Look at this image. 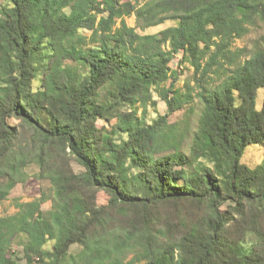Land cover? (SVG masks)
Instances as JSON below:
<instances>
[{
  "label": "trees",
  "instance_id": "trees-1",
  "mask_svg": "<svg viewBox=\"0 0 264 264\" xmlns=\"http://www.w3.org/2000/svg\"><path fill=\"white\" fill-rule=\"evenodd\" d=\"M257 20L264 0H3L0 201L36 165L52 204L18 201L0 217V264H18L20 233L23 264H264V159L239 162L264 142V46L245 59L234 48ZM179 53L192 69L180 89ZM156 98L166 114L146 124Z\"/></svg>",
  "mask_w": 264,
  "mask_h": 264
},
{
  "label": "rangeland",
  "instance_id": "rangeland-1",
  "mask_svg": "<svg viewBox=\"0 0 264 264\" xmlns=\"http://www.w3.org/2000/svg\"><path fill=\"white\" fill-rule=\"evenodd\" d=\"M3 3V0H0V4ZM126 23L130 27L135 26L134 17L131 16L126 19ZM171 22H166L165 24L147 29L143 32L149 34H156L161 29H164L168 26H171ZM88 35L87 33H84ZM264 46V20H257L254 26H251L248 30V33L243 36L242 38L238 39L234 43V48L244 49L246 50V55L243 57L249 58L255 51L261 49ZM181 59V54H175L173 59L171 60L169 66L172 70H176L178 72V81L176 83V88H182L184 82H187L191 79L192 76V69L187 63H183L181 66L178 61ZM219 80L216 81L217 84ZM192 85V83H191ZM33 87L35 89L36 82L33 83ZM264 98V88H261L256 93L255 103L256 108L260 109L262 105V99ZM187 108L179 110L177 112L172 113L168 116L167 120L169 123H176L186 119V111H193L187 117L189 123V133L188 139L185 141L183 145V151L188 154L189 146L191 143V135L195 131L197 126V120L201 113L202 105L198 101V99H194V103ZM142 113V109H138L137 115L140 116ZM166 114V105L162 101L156 98V105L155 107L148 106L145 110L144 120L146 124H151L153 120L156 119L158 115H165ZM103 125L102 122H98V126ZM125 138V137H124ZM264 159V142L262 144L257 145H249L247 146L240 158V164L244 165L250 170H253L262 164ZM202 164L204 166L212 167V164L208 163L206 160H200L197 165ZM73 170L77 173L81 172L82 169L75 163L72 162ZM188 172H192V167H186ZM25 172V179L20 184H17L8 194V196L0 201V217L9 216L16 212L15 204L16 202H30L40 197H43L44 202L41 205V209L46 212L51 208V197H52V190L51 185L47 179H39L38 178V168L36 165H29L24 169ZM107 201L106 196L103 193H99L97 203L99 205L105 204ZM226 206L222 207V210H225ZM27 238L26 235L23 233L17 234L10 243L9 251L10 253L16 258L18 264H23L21 261L22 258V247L25 244ZM256 242V238L251 233H246L244 236V246L249 248L251 243ZM52 246V242L49 241L44 246V249L50 250ZM79 251V247L73 245L69 253L75 254Z\"/></svg>",
  "mask_w": 264,
  "mask_h": 264
}]
</instances>
